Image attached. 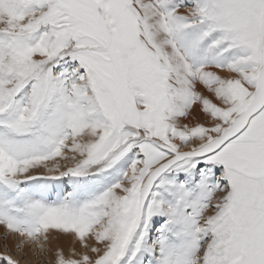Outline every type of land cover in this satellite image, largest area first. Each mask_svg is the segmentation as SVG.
Returning <instances> with one entry per match:
<instances>
[{
    "label": "snow or ice",
    "instance_id": "obj_1",
    "mask_svg": "<svg viewBox=\"0 0 264 264\" xmlns=\"http://www.w3.org/2000/svg\"><path fill=\"white\" fill-rule=\"evenodd\" d=\"M0 229L54 264H264V0H0Z\"/></svg>",
    "mask_w": 264,
    "mask_h": 264
},
{
    "label": "rangeland",
    "instance_id": "obj_2",
    "mask_svg": "<svg viewBox=\"0 0 264 264\" xmlns=\"http://www.w3.org/2000/svg\"><path fill=\"white\" fill-rule=\"evenodd\" d=\"M2 236L3 232L0 233V253H4L5 251L11 253L14 258L20 260L21 264H54V257L52 255L40 253L39 257H37L35 249H27L26 254L16 252L15 244L18 242V238H10L7 242L8 247L6 248ZM50 247L54 249L56 243L53 242Z\"/></svg>",
    "mask_w": 264,
    "mask_h": 264
},
{
    "label": "bare ground",
    "instance_id": "obj_3",
    "mask_svg": "<svg viewBox=\"0 0 264 264\" xmlns=\"http://www.w3.org/2000/svg\"><path fill=\"white\" fill-rule=\"evenodd\" d=\"M2 232H3V230H2V229H0V233H2ZM61 246H63V247H64V249H65V252L67 253V251H68V244L62 241V242H61Z\"/></svg>",
    "mask_w": 264,
    "mask_h": 264
}]
</instances>
